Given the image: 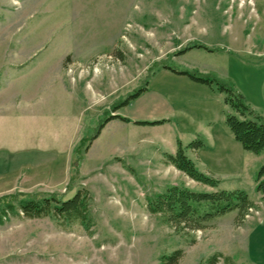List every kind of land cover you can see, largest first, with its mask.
Returning <instances> with one entry per match:
<instances>
[{"label": "rangeland", "instance_id": "1", "mask_svg": "<svg viewBox=\"0 0 264 264\" xmlns=\"http://www.w3.org/2000/svg\"><path fill=\"white\" fill-rule=\"evenodd\" d=\"M220 85L264 122V0H0V210L85 189L91 221L8 210L0 264H159L176 249L177 264H264V153L233 138ZM109 114L129 121L88 141ZM177 140L200 141L185 148L195 168L252 200L242 219L176 231L148 211L168 186L214 190L165 162Z\"/></svg>", "mask_w": 264, "mask_h": 264}, {"label": "trees", "instance_id": "2", "mask_svg": "<svg viewBox=\"0 0 264 264\" xmlns=\"http://www.w3.org/2000/svg\"><path fill=\"white\" fill-rule=\"evenodd\" d=\"M185 50V49H184ZM184 50L179 51L180 53ZM188 75L192 80L209 84L210 81L195 77L187 72H179ZM220 91H226L225 104L233 110V113L225 114V124L229 128L233 138L240 143L244 150L253 153H264V122L258 115L244 104L241 96L223 85L219 86ZM142 89L130 94L125 99L112 105L114 112L118 108L126 105L129 100L140 95ZM252 115V117H248ZM111 119H119L128 122L129 119L118 114H109L98 125L92 140L97 136L102 126ZM163 120H136L134 124L156 125ZM202 146L200 141L191 142L183 147L177 140V148L174 153H164V160L179 171L183 172L192 180L214 188L213 191L192 190L183 185L168 186L163 192L157 194L154 199L147 203V209L152 214H159L163 223L174 228L176 231L200 229L207 221L213 220L227 212L235 210L238 219H242L247 211L253 207V202L241 189L225 190L218 187L219 180L211 175L197 170L193 161L185 153V148L198 149ZM256 191L264 194V166L258 171L256 176ZM19 209L26 218H39L49 216L60 222L78 221L85 230H88L91 221L89 215L90 195L87 190L80 189L75 194L62 200L54 195L43 196L40 199L26 198L19 200L17 205H6L0 210L1 216L8 210ZM182 250L176 249L170 254H163L159 259V264H177L181 257ZM218 254L212 255L208 261L213 264ZM224 264H231L229 257H224Z\"/></svg>", "mask_w": 264, "mask_h": 264}]
</instances>
